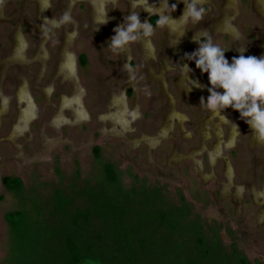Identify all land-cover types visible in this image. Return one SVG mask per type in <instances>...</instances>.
<instances>
[{
	"label": "rangeland",
	"instance_id": "1",
	"mask_svg": "<svg viewBox=\"0 0 264 264\" xmlns=\"http://www.w3.org/2000/svg\"><path fill=\"white\" fill-rule=\"evenodd\" d=\"M148 1L152 5L158 3V0ZM205 2L207 4L203 6L208 13L209 4L218 7L223 0ZM23 3L26 4L24 10L21 8ZM61 3L62 0H51L47 12L49 22L62 21L67 7L66 3ZM35 8L36 2L29 0H0V91L10 98L9 110L0 120V264L17 263L10 228L5 221L7 213L25 211L49 227L65 226L76 211L83 212L91 205L90 196L100 199V204L106 200L123 208V230L150 234L159 250L157 263L185 264L188 256L193 255L197 264H264V197L260 195L264 192V179L258 176L259 183L255 188L251 171L242 157L243 151L231 154L233 161L228 160L231 174L226 178L227 166L223 160L230 157V148L238 144V139L230 141L225 127L222 128L221 155L213 164L210 162V150L216 143L211 122L207 123V131H201L196 109L190 107L187 97L183 98L173 88L170 70L174 64L169 55H166L165 64L168 69L159 70L164 30L156 29L157 59L155 63L148 62L156 80L152 85L145 81L140 52L137 45L132 44L130 65L134 78L128 84L120 76L123 73L120 57L113 55L107 47L110 27L103 30L102 52L96 37L89 33L90 3L76 2L69 9L77 23V35L70 50L76 75L84 89L82 103L86 116L79 103L72 99L69 103L76 104L73 112L80 119L72 121L69 111L64 110V118L58 125H53L62 96H70L73 89L70 81H61L56 70L63 29L35 24L38 16ZM110 11L111 3L106 5V12ZM25 12L30 19L24 17ZM13 14L16 19H12ZM118 14L123 22L126 9L119 7ZM222 26L226 28L225 20ZM36 27L44 29V33ZM237 27L241 29V36H245L247 23H239ZM19 29L28 42L31 62L3 67L4 55L11 51L13 36ZM67 29L73 32L72 25ZM241 40L232 43L241 45ZM257 42L260 44L258 50L264 53V39ZM41 44L49 56L43 72L34 59ZM185 53L188 52H184L183 57ZM228 54L227 49L225 55ZM80 55L85 57L84 65ZM72 59L70 56L65 58L66 70L70 69ZM161 75L172 96V104L160 93ZM19 77L26 78L35 104V116L19 135L11 139L8 135L17 119L15 93ZM48 86L51 91L46 96L42 90ZM115 89L125 91L128 108L132 109L135 103L138 106V114L126 115V122L118 121L119 110H124L120 95L113 99L112 105L120 107L113 113L117 122L109 120V115L102 116L104 121L100 119L101 114L109 111L110 90ZM152 98L157 102L153 104ZM226 111L228 109L222 113ZM170 115V129L160 135L159 141L149 144L142 141V137L140 139L142 133L149 136L154 130L163 129L164 121ZM242 138H245L244 132ZM95 148H98L97 157ZM192 149L200 151L195 158L190 152ZM256 156L264 160V153L258 152ZM105 165L112 166L117 173V188L106 183ZM4 177L18 178L21 188L16 192L6 191L2 185ZM227 181L230 189L222 194L220 185ZM58 202H68V205L56 209ZM92 226L100 232L99 218L92 220ZM198 238L205 244L203 251H208L205 259L199 256V251L193 250ZM52 245L56 246L57 240L52 241Z\"/></svg>",
	"mask_w": 264,
	"mask_h": 264
},
{
	"label": "flooded vegetation",
	"instance_id": "2",
	"mask_svg": "<svg viewBox=\"0 0 264 264\" xmlns=\"http://www.w3.org/2000/svg\"><path fill=\"white\" fill-rule=\"evenodd\" d=\"M8 1V0H7ZM30 2H36V11L38 16L36 17V23H40L43 26H47L48 28L58 27L60 26L63 29V36H62V46L59 51V60L57 65V74L61 77V81H70L72 85V94L68 97L62 96L60 106L57 107L56 113L54 115V118L52 120L53 125H58L61 120L64 118V110H68L71 114V120L72 121H78L80 118H76L74 115L73 110L76 108V104L69 103V100L74 99L73 101H76L79 103V107L84 111L86 116V111L83 106V95H84V89L82 88L78 77L76 75V68L73 63V56L72 52L70 50L71 43L73 39L76 38L77 33V23L76 21L71 17L69 9L76 3L81 2L84 4L90 3L91 5V28H90V34L94 35L97 40L98 47L101 48V51L103 52L102 47V41H103V30L106 26L110 27V38L115 35L113 29L116 28L118 25L123 23L121 21V18L118 14V8L121 7L124 10L126 9V16L130 12H135L140 14V20L141 22H144L148 20L150 23L155 25V21L157 19V16L154 13L156 9H159L161 7V0H158L157 5H152L148 0H62L63 3H66L67 11L64 13L62 17V21L57 22L56 20H52L51 22L48 21L47 18V12L48 9L51 6V0H29ZM93 2H102L101 7L97 10H95V5ZM173 2V3H172ZM167 0L168 5L170 6V3L176 4V11L172 13L171 18L174 20H179L181 17L185 5L183 3V0ZM61 3L62 5H64ZM111 3V11L107 14V23H103L105 20L106 15V5ZM206 3V2H205ZM250 3V4H249ZM207 4V3H206ZM93 6V7H92ZM26 7V4L24 3L21 5V8L24 10ZM209 10L208 13L206 12L204 19L198 24L193 25L191 22L188 24H183L179 21L170 23L168 27L162 29L164 31V40L163 45L160 47L159 53L160 55H163L162 59L160 60L159 64V70L164 71L167 70L166 68V55H169L170 61L173 62L174 68L170 70L173 75V88L175 91H177L178 94H180L183 98L187 97L190 102V107L196 109L197 112V123L202 131L207 127V123L211 122L210 125L212 126V130L215 132L216 136V143L214 144L213 148L210 150V162L213 164L217 161L220 157V149L222 144H224V132L223 127H225L228 131V135L230 137V141H237V145H232L230 148V157L229 155L224 158L223 161H225L226 168V178H230V163L228 160H232V153L235 152H242V157L244 159L245 165L248 169L251 171L250 177L253 178V182L255 185V188H257V185L259 183V178L261 179L263 177L264 179V160L258 159L256 154L264 153V142H259L254 135L252 134L251 129L249 126L240 119L239 113L233 111L231 108H228V111L221 114H215V113H209L207 110L202 109L199 106L200 98L203 97L205 101L208 97V76L207 73L201 74L198 69L195 67V63L186 62L183 58V53L188 52L191 53L195 51L199 45L194 40H201L202 31H206L209 35H211L213 41L215 43H218L225 51L228 49V55L226 59H228L229 63L231 62L233 57L239 56L241 54L245 56H264V53H260L258 48L260 47V44L257 42V40L264 39V0H248V2L241 0H223V2L220 4V6L216 7L212 4H209ZM228 11H231V14H228ZM25 18L30 19V16L25 12ZM165 14H168L165 12ZM1 16V15H0ZM68 16L70 19L69 21H64V17ZM4 17V16H3ZM12 19H16L15 14L12 15ZM90 20V18H89ZM226 22V28L222 26L223 22ZM236 22V24H235ZM246 24L248 28L246 31V35L241 36V32L239 28L237 27L238 24ZM90 24V22H89ZM68 25L73 26V32H69L67 29ZM37 26V25H36ZM176 26V27H175ZM90 27V26H89ZM179 27V28H178ZM230 27V29H229ZM231 27L233 28L231 30ZM37 28V27H36ZM38 31H41L44 33V29L37 28ZM161 30V29H160ZM92 32V33H91ZM161 32V31H160ZM236 36V37H235ZM13 42L11 44V51L6 53L4 55V58L2 60V66L5 67L6 65L12 66V65H26L31 62L30 58L28 57V42L26 41L23 33L20 31L16 32L13 36ZM221 38V40H220ZM155 36L151 37L149 42H141L136 44L138 47V50L140 52L141 62L143 64V72H144V79L149 84L152 85L156 80L152 75V65H149L148 62H156V54H157V48L156 43L154 41ZM241 40V45H234L232 43L233 40L239 41ZM104 44V43H103ZM241 49H246L243 53L238 52ZM67 56H70L71 60V66L70 69H65V58ZM48 51L45 48L44 45L38 46L36 49V53L34 55V59L39 63L40 68L42 72L44 71L46 67V62L48 61ZM120 62L123 67L125 63H131L132 60V53L131 48L129 46L128 51L120 56ZM81 63L85 64V57L84 55H80ZM166 64V65H165ZM184 64H187L189 69L191 71L189 72V80L192 81H199L201 85H203V88H196L194 86H191L187 83L186 80H184L181 75V69L179 66H183ZM120 65V66H121ZM120 72V71H119ZM122 72V71H121ZM160 72V74H161ZM175 74V75H174ZM120 76L122 78L126 79L128 84L131 83V79H129V74L126 72L120 73ZM163 83L159 82L160 85V93L161 95H166V97L169 100V103L172 104V96L170 95L168 91V87L166 85V81L163 79ZM66 79V80H65ZM19 85L18 89L15 93V102H16V108H17V119L15 123L11 125L10 133L8 135V138L14 139L17 135L21 133L23 129H25L32 117L35 116V104L32 97V94L30 92V89L28 87L26 78L19 77ZM191 88L189 91L188 88ZM51 86L46 87L43 89V93L47 96L48 93L51 91ZM119 90V89H118ZM117 89L113 91H117L114 93L112 90H110V97H109V111L107 113H103V115H100V119H103L102 116L105 118L107 115L110 116L109 120L117 122L116 115L114 116L113 113H115L112 109L113 105V99L118 97L119 95L123 99L124 104V110L120 113L121 117L118 120L119 122H126V117L131 115L138 114V106H133L132 109L128 108L126 100H125V91ZM222 91V90H217ZM22 94H25V96L22 97ZM197 98V99H195ZM158 99V97H157ZM157 99L152 98L151 102L156 103ZM9 101L10 98L0 91V120L2 115L7 114L9 110ZM74 102V103H76ZM65 103H69L70 105H66ZM151 104V103H150ZM115 107V106H114ZM111 109V111H110ZM29 111L30 117L28 121H24L21 119V114L25 111ZM230 111L232 113H230ZM205 112V113H204ZM232 115V116H231ZM112 117L114 119H112ZM167 118L165 122V126L161 130H154V132L147 136L144 133L140 134V139L142 137V141L148 142L149 144H153L161 139L160 135L164 133L165 130L170 129V121H172V117L170 119ZM232 121H231V119ZM170 119V120H169ZM105 119H103L104 121ZM233 125H231L232 123ZM202 125V126H201ZM19 130V131H17ZM207 131V129H205ZM243 132L245 135V138L243 139ZM147 140H146V139ZM225 146V145H224ZM228 147V146H227ZM226 147V148H227ZM245 149H244V148ZM228 149V148H227ZM232 150V152H231ZM248 160L246 159V152ZM192 157H194L195 154L199 153L200 151L197 149H192L191 151ZM245 154V155H244ZM230 158V159H229ZM247 160V161H246ZM231 161V162H232ZM261 161V162H260ZM229 163V164H228ZM262 164V165H261ZM262 166V170H260V167ZM236 166V165H235ZM240 166H242V163L240 161ZM238 168V164L237 167ZM259 176V178H258ZM229 180V179H228ZM3 185V184H2ZM230 185V182L227 181L220 185L222 194H226L230 189L228 186ZM236 187V186H235ZM264 189V186H263ZM263 194V195H262ZM260 195L264 197V192H260ZM230 199V197L228 196Z\"/></svg>",
	"mask_w": 264,
	"mask_h": 264
},
{
	"label": "trees",
	"instance_id": "3",
	"mask_svg": "<svg viewBox=\"0 0 264 264\" xmlns=\"http://www.w3.org/2000/svg\"><path fill=\"white\" fill-rule=\"evenodd\" d=\"M94 150L97 157L98 148ZM103 174L106 183L117 188L118 178L113 167L105 165ZM2 184L8 192L21 188L18 178L4 177ZM89 200L91 205L83 212L76 211L65 226L49 227L25 211L7 213L5 221L17 259L14 264H160L157 263L159 250L150 234L123 230L121 218L125 211L119 204L106 200L100 204V199L94 196ZM66 205L68 202H58L55 208L62 209ZM94 218L101 222L100 232L92 226ZM54 240H57L56 246L52 245ZM203 248L205 244L198 238L193 250L199 251V256L205 259L208 251ZM163 257L166 258V254ZM185 264L197 262L189 255Z\"/></svg>",
	"mask_w": 264,
	"mask_h": 264
},
{
	"label": "clouds",
	"instance_id": "4",
	"mask_svg": "<svg viewBox=\"0 0 264 264\" xmlns=\"http://www.w3.org/2000/svg\"><path fill=\"white\" fill-rule=\"evenodd\" d=\"M180 2V0H179ZM177 2V3H179ZM184 11L179 20L171 18L176 11V4L168 5L167 0H161V7L153 14L157 16L155 25L148 20L141 22L140 14L130 12L123 19V23L113 29L115 35L107 42L109 51L116 56H120L128 51L132 44L149 42L155 35L156 29H164L170 23L181 22L198 25L206 14L203 6L205 0H183ZM167 12L168 14H165ZM107 14L103 23H107ZM64 21H69L65 16ZM202 39L194 40L199 47L191 52L185 53L184 59L195 63L196 69L201 74L208 76V97L207 100L200 98L199 106L209 113L221 114L224 110L231 108L238 112L251 129L252 134L259 142H264V56H245L243 54L233 57L229 63L225 57V50L215 43L206 31L201 33ZM246 49L238 52L243 53ZM182 72L181 77L187 83L196 88H203L199 81L189 80V69L187 64L179 66ZM122 72L129 74V79H133V68L129 63H125L121 68ZM222 91H217V90ZM190 91L191 88L189 87Z\"/></svg>",
	"mask_w": 264,
	"mask_h": 264
},
{
	"label": "bare ground",
	"instance_id": "5",
	"mask_svg": "<svg viewBox=\"0 0 264 264\" xmlns=\"http://www.w3.org/2000/svg\"><path fill=\"white\" fill-rule=\"evenodd\" d=\"M144 1V0H143ZM94 3V5H95V10H97V9H99L100 7H101V4H102V2H93ZM93 7V6H92ZM176 27V26H175ZM179 28V27H178ZM23 96H25V94H22V97ZM120 100V99H119ZM116 105V104H115ZM121 105V107H123L122 106V104H120ZM117 106H115V107H113L112 109H113V111L115 112L118 108H120V107H118V108H116ZM119 112L121 113L122 111L121 110H119ZM120 115V114H119ZM29 117H30V114H29V111H25V112H23L22 114H21V119L22 120H24V121H28V119H29Z\"/></svg>",
	"mask_w": 264,
	"mask_h": 264
}]
</instances>
